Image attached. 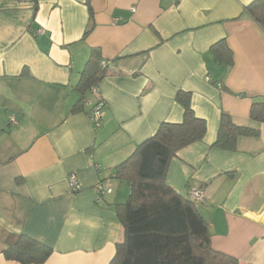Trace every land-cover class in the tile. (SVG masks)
<instances>
[{"label": "crops", "instance_id": "crops-1", "mask_svg": "<svg viewBox=\"0 0 264 264\" xmlns=\"http://www.w3.org/2000/svg\"><path fill=\"white\" fill-rule=\"evenodd\" d=\"M253 1L0 3V213L10 217L0 223V264H19L2 252L20 234L51 249L43 264H109L123 239L115 206L129 195L111 174L161 123L181 122L178 91L190 94L206 132L171 160L166 182L186 198L201 191L212 249L264 264V124L249 119L264 97V32L243 14ZM220 41L229 67L210 51ZM92 50L107 63L100 129L90 106L71 112ZM222 113L259 137L240 138L235 152L211 149ZM100 181L111 194L98 195Z\"/></svg>", "mask_w": 264, "mask_h": 264}, {"label": "trees", "instance_id": "trees-1", "mask_svg": "<svg viewBox=\"0 0 264 264\" xmlns=\"http://www.w3.org/2000/svg\"><path fill=\"white\" fill-rule=\"evenodd\" d=\"M243 14L264 32V0H254L243 8ZM90 29L88 25L84 37ZM210 51L218 63L227 67L233 64L225 41L214 44ZM103 63L100 52L92 50L76 86L81 99L72 113L81 110L87 93L106 75ZM175 100L183 109L181 122L161 123L155 134L138 144L114 170L115 178L129 186V195L115 206L123 239L116 243L109 264H239L237 259L212 249L208 226L196 204L166 182L171 160L182 149L201 141L206 132V123L192 111L190 94L178 91ZM249 119L264 124V97L251 104ZM259 135L258 128L236 125L222 113L211 149L235 152L240 138ZM2 253L5 259L19 264H43L52 251L20 234Z\"/></svg>", "mask_w": 264, "mask_h": 264}, {"label": "built area", "instance_id": "built-area-1", "mask_svg": "<svg viewBox=\"0 0 264 264\" xmlns=\"http://www.w3.org/2000/svg\"><path fill=\"white\" fill-rule=\"evenodd\" d=\"M4 1L16 2V3L26 4V5H31L34 2V0H0V3ZM102 67H105L104 63L102 64ZM89 94H90V98L93 99V102H91L90 98H85L83 99V103L84 105L90 106L88 115H89L91 123L94 125L96 129H100L102 126V110L105 105L100 97V91L97 86L92 87L89 91ZM9 122L10 124H16V120L13 117L9 118ZM111 177L114 178L115 174L114 173L111 174ZM68 186L72 193L78 192V189H79L78 181L74 174H70L68 176ZM95 188H96V192L100 196L109 195L112 192V189L110 188V186L104 181L98 182ZM189 198L191 201L197 204V202L202 200V193L200 190H192L189 195Z\"/></svg>", "mask_w": 264, "mask_h": 264}, {"label": "rangeland", "instance_id": "rangeland-1", "mask_svg": "<svg viewBox=\"0 0 264 264\" xmlns=\"http://www.w3.org/2000/svg\"><path fill=\"white\" fill-rule=\"evenodd\" d=\"M9 219L10 217L8 214L0 213V223H2L3 226L9 225Z\"/></svg>", "mask_w": 264, "mask_h": 264}]
</instances>
